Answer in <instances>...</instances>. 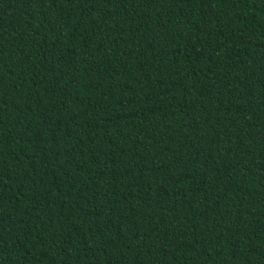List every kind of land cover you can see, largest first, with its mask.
Masks as SVG:
<instances>
[{
  "label": "trees",
  "instance_id": "16d2710c",
  "mask_svg": "<svg viewBox=\"0 0 264 264\" xmlns=\"http://www.w3.org/2000/svg\"><path fill=\"white\" fill-rule=\"evenodd\" d=\"M0 264H264V0H0Z\"/></svg>",
  "mask_w": 264,
  "mask_h": 264
}]
</instances>
